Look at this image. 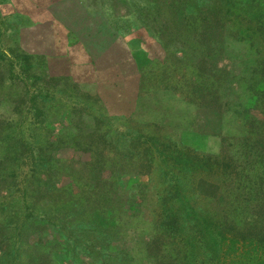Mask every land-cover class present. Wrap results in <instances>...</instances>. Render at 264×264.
<instances>
[{
    "label": "trees",
    "instance_id": "16d2710c",
    "mask_svg": "<svg viewBox=\"0 0 264 264\" xmlns=\"http://www.w3.org/2000/svg\"><path fill=\"white\" fill-rule=\"evenodd\" d=\"M0 264H264V0H0Z\"/></svg>",
    "mask_w": 264,
    "mask_h": 264
},
{
    "label": "rangeland",
    "instance_id": "374dc122",
    "mask_svg": "<svg viewBox=\"0 0 264 264\" xmlns=\"http://www.w3.org/2000/svg\"><path fill=\"white\" fill-rule=\"evenodd\" d=\"M55 32V31H54ZM46 37L43 39L45 41V46L50 50L54 52H59L62 55L68 56L72 50L74 52L78 51L76 45H74V40H72L71 37H68V39L64 35H55L53 33L47 32ZM96 41L104 43V41L100 36H96ZM144 42V41H143ZM142 42V43H143ZM128 51L133 54L135 57V61L139 65H145L147 63L152 62L153 60H158L155 55H160L162 52H164L161 47H156L154 44L149 43H143L141 42H129L126 46ZM237 49H241L242 51H246L249 53L250 49L246 45H236ZM76 49V50H75ZM116 57L119 56V54L116 52ZM112 55L114 56V53L112 52ZM169 108L174 109L175 112L178 111H187L188 115V121H190L189 115L192 112V108L188 107L187 105H184L180 101H175L174 99L171 100ZM154 122L156 124L161 125V122L159 119H154ZM229 133V128L227 126H223L221 128V134L227 135ZM180 145L174 150L172 153V157L179 156L181 159L179 160L180 166L183 170L184 174H188L192 171V168L190 166L191 162H195L197 158L195 157L196 153L201 154H208V155H216L219 153V138L218 137H207L203 136L202 134L193 133V132H183L180 135ZM182 147H186L189 149V151L180 150ZM150 154H152L154 157H157L161 155L163 152L159 150H151L149 151ZM159 165V163H157Z\"/></svg>",
    "mask_w": 264,
    "mask_h": 264
}]
</instances>
